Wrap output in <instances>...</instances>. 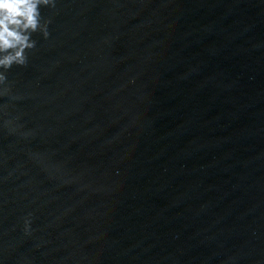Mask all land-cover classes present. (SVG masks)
<instances>
[{"label":"water","instance_id":"obj_1","mask_svg":"<svg viewBox=\"0 0 264 264\" xmlns=\"http://www.w3.org/2000/svg\"><path fill=\"white\" fill-rule=\"evenodd\" d=\"M0 67V264H264V0H50Z\"/></svg>","mask_w":264,"mask_h":264},{"label":"clouds","instance_id":"obj_2","mask_svg":"<svg viewBox=\"0 0 264 264\" xmlns=\"http://www.w3.org/2000/svg\"><path fill=\"white\" fill-rule=\"evenodd\" d=\"M50 0H0V67L23 63L29 33L40 27V6ZM3 79L0 74V80Z\"/></svg>","mask_w":264,"mask_h":264}]
</instances>
